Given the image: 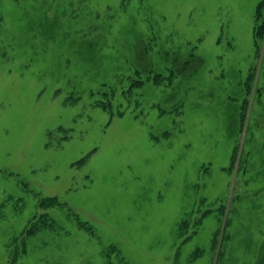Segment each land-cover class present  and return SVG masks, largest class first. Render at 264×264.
<instances>
[{"label": "rangeland", "instance_id": "rangeland-1", "mask_svg": "<svg viewBox=\"0 0 264 264\" xmlns=\"http://www.w3.org/2000/svg\"><path fill=\"white\" fill-rule=\"evenodd\" d=\"M260 4L0 0V264H264Z\"/></svg>", "mask_w": 264, "mask_h": 264}, {"label": "trees", "instance_id": "trees-1", "mask_svg": "<svg viewBox=\"0 0 264 264\" xmlns=\"http://www.w3.org/2000/svg\"><path fill=\"white\" fill-rule=\"evenodd\" d=\"M1 15V14H0ZM256 26H255V37H256V43L258 44V41L259 40H264V4H260L258 9H257V18H256ZM259 45V44H258ZM187 63H190V61L188 62H184V66H188ZM202 63L201 59L198 58V64L200 65ZM191 68V67H190ZM185 69V68H184ZM178 71L180 70V68L177 69ZM151 71H152V68H151ZM138 76H134L133 79L131 80V82L129 83L128 85V88H126L122 94H124L125 96L127 94H131L132 91L135 89V88H138V87H142L145 83V81L150 78H143L142 77V73L140 71L137 72ZM176 73H174V71L168 76V79H173L175 77ZM163 78V75L162 73H159L157 72L154 76V82L155 83H158L161 79ZM161 82H159L160 84ZM117 93V90L115 88H113L112 90H106V92H104V95L105 97L107 98V101H102V103H100V105L104 108V109H108V110H111L112 111V107H113V104H112V98L111 96L114 98L115 95ZM122 114V113H120ZM244 119V117H243ZM235 158L236 156L234 155V161H235ZM250 160V153L247 152L245 154V156H243V166L246 168V166H248V162ZM52 201V202H50ZM56 201L55 198H50L49 202L46 204V205H50L51 203H54ZM50 203V204H49ZM35 224V227L32 229V228H29L26 230L25 233H27L26 235H31V234H34L37 229H39V226H37L36 223ZM185 225H188V221H183L182 224L180 225L181 227H184Z\"/></svg>", "mask_w": 264, "mask_h": 264}]
</instances>
